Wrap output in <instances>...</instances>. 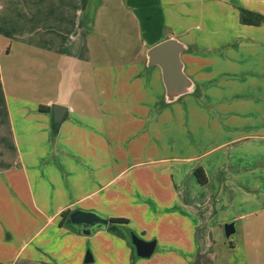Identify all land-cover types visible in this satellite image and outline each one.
<instances>
[{"label": "crops", "instance_id": "1", "mask_svg": "<svg viewBox=\"0 0 264 264\" xmlns=\"http://www.w3.org/2000/svg\"><path fill=\"white\" fill-rule=\"evenodd\" d=\"M240 8L264 16V0H0V264H195L224 223L264 220V20ZM168 37L194 90L166 103L146 50ZM77 207L127 223L60 226Z\"/></svg>", "mask_w": 264, "mask_h": 264}, {"label": "water", "instance_id": "2", "mask_svg": "<svg viewBox=\"0 0 264 264\" xmlns=\"http://www.w3.org/2000/svg\"><path fill=\"white\" fill-rule=\"evenodd\" d=\"M185 48L184 43L176 37H168L154 43L146 50V65L157 66L160 69L165 90L163 100L166 103L194 90V84L184 72L180 56ZM67 110V106L52 104V124L61 123ZM66 221L74 226L77 232L84 234H90L108 224L115 223L94 211L83 209L71 210ZM223 230L225 237L228 238L235 232L234 222L224 223ZM130 240L137 256L149 258L153 254L156 246L155 239L145 240L132 232L130 233ZM91 260V255L87 251L84 262L88 263Z\"/></svg>", "mask_w": 264, "mask_h": 264}, {"label": "rangeland", "instance_id": "3", "mask_svg": "<svg viewBox=\"0 0 264 264\" xmlns=\"http://www.w3.org/2000/svg\"><path fill=\"white\" fill-rule=\"evenodd\" d=\"M103 44L107 49L112 48H110V41ZM148 68H151V66H148ZM3 98L4 94L0 89V119L2 114H4ZM167 105L163 102L160 103L161 108ZM70 195L72 196V194ZM65 196L67 199L70 198L69 195ZM74 209L81 208L77 207ZM34 222H36V219H34ZM138 236L142 239L150 240L147 235L138 234ZM211 238H213L215 243L212 253L214 254L213 258L207 255L197 259L195 264H264V220L258 222H252L251 220L246 223L243 229L237 228L228 238L225 237L223 228H220ZM157 251L158 249L155 248V254H153L156 255Z\"/></svg>", "mask_w": 264, "mask_h": 264}, {"label": "trees", "instance_id": "4", "mask_svg": "<svg viewBox=\"0 0 264 264\" xmlns=\"http://www.w3.org/2000/svg\"><path fill=\"white\" fill-rule=\"evenodd\" d=\"M87 0H82V5L84 6ZM239 19L240 22L247 25H258L264 20V16L260 13L253 12L244 8L239 9ZM45 107L40 106V109H44ZM58 125H53V131L56 132ZM195 174L197 175V178L199 182L203 183L206 181V178L202 172L201 169H195ZM70 213L69 209H66L62 211L61 218L59 221L60 226H66L76 231V228L72 226L71 224L67 223V216ZM109 220L113 222H119V223H127V220L121 217H111ZM126 232L130 237V233H134V231L128 227H126Z\"/></svg>", "mask_w": 264, "mask_h": 264}]
</instances>
